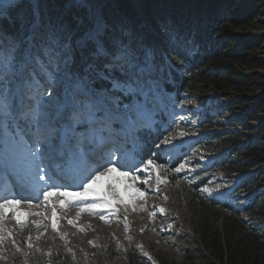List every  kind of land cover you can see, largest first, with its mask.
<instances>
[{"label":"rangeland","instance_id":"1","mask_svg":"<svg viewBox=\"0 0 264 264\" xmlns=\"http://www.w3.org/2000/svg\"><path fill=\"white\" fill-rule=\"evenodd\" d=\"M7 1L0 3V8L5 11L9 8ZM63 1L65 6H55L57 18H79L84 22L83 29L90 26L94 14H99L108 25L109 36L129 46L126 60L136 65L133 70L141 73V80L151 89V103L143 120L144 124L151 126L128 137L114 135L115 144L110 147H119L127 152L130 162L140 167H143L142 160L154 159L161 167L160 175L166 183H161L156 191L153 170L136 173L141 180H149L147 185L136 183L147 195L129 205L111 195L110 181L105 177L92 186L93 191L89 195L93 199L108 198L111 205L97 207L89 213L81 211L78 206L61 209L57 203L55 230L51 205L41 203L42 197L40 201L33 200L31 205L35 206L36 213L44 215L27 216L24 226L17 224L12 213H7L8 218L0 221V264H60L65 262L64 258H68L71 264H128L132 254H136L142 264H156L159 255L174 264H222L215 260L198 234L199 218L188 205L183 185L194 190L202 183L200 191L203 194L225 202L239 183L252 175L258 176L259 180L249 193L264 191V0H234L233 7H228V4L224 9L222 7L224 20L238 18L234 26L226 29L223 37L232 32L240 36L235 48L249 41L251 49L244 57L245 61L221 62V68L228 69L223 89L215 88L211 82H198L182 99L165 94L163 72L166 64L156 60L162 52H158L159 47L151 40L153 23L144 10L146 4H153L156 0ZM184 1L186 11L193 19L198 0ZM50 2L43 0L42 5L39 3V11L41 8L47 10ZM18 3L21 7L13 9L14 12H23L30 18L31 6L27 0H18ZM126 4L127 12L120 10L119 6ZM23 7H26L24 11ZM134 13L143 17L142 24L136 25L129 17ZM126 35L129 37L125 38ZM221 35L222 32L217 38ZM50 71L58 74L61 82L50 86L44 77L38 76L39 86L25 88V91H35L36 102L46 107L50 105L55 111L65 104V89L70 88V84L74 86L76 79L72 76L63 79L66 75L63 69ZM67 72H75L76 77L87 81L78 58H74ZM49 93H52L51 97ZM114 128L120 132L119 126L114 125ZM218 133L224 134L222 140L215 139ZM42 135L47 136V131ZM165 138L169 143H163ZM53 143L59 148V141ZM79 147L88 151L86 144ZM76 149L73 141L62 159L54 153L59 167L49 164L41 172L42 175L47 172L52 180L45 176V180L35 183L47 188L54 182L69 191H80L79 168L69 162L67 155L68 151ZM150 149L153 153L148 155ZM232 149H236V153L231 157L232 163L226 164ZM115 154L118 157L120 151ZM182 164L183 169L176 172L175 169ZM18 167L27 168L26 165ZM34 177L32 170L26 183L11 164L0 160V196L9 192H14L16 198L21 199L32 196L30 184ZM118 178L119 173H115L111 180L115 183ZM119 180L120 191L124 193L125 184L132 181ZM123 200H127L126 195ZM53 201L56 202V198ZM160 208L165 211L161 213ZM36 218H41L44 223L34 228ZM70 220L74 223L70 224ZM16 226H19L18 233H15ZM216 226L221 227L220 221Z\"/></svg>","mask_w":264,"mask_h":264},{"label":"snow or ice","instance_id":"2","mask_svg":"<svg viewBox=\"0 0 264 264\" xmlns=\"http://www.w3.org/2000/svg\"><path fill=\"white\" fill-rule=\"evenodd\" d=\"M27 3L31 6L30 18L23 12L14 15L12 11L0 8V160L11 164L26 183L34 170L35 177L30 184L34 194L26 199L16 198L14 192L0 196V221L7 213H12L17 224L24 226L27 216L44 215L22 208L24 203L31 205L33 200L40 201L42 197L41 203L52 207V227L55 230L57 203L61 209L78 206L81 211L89 213L97 207L111 205L108 198L93 199L89 195L92 186L105 177L109 178L111 195L129 205L147 195L136 183L147 185L149 180H141L136 173L153 170L157 182L155 190L158 191L159 185L166 181L154 159L142 160L143 167H140L130 162L127 152L110 147L115 144L114 135L128 137L151 126L143 123L151 103V89L141 80V73L133 70L136 65L126 60L130 51L127 43L109 36L108 25L99 14H94L90 26L82 29L84 22L79 18H43L39 0H27ZM8 7L18 9L21 4L18 0H8ZM5 21L9 24L19 21V31L9 33ZM169 36L174 39V31L169 30ZM74 58H78L87 81L76 77L75 72H67ZM50 69H63L66 71L63 79L69 76L76 79L74 86L70 84V88L65 89V104L55 111L50 105L46 107L37 103L35 91H25V88L39 86L38 76L44 77L50 86L61 82L62 78ZM48 95L51 97L52 93ZM114 125L119 126V133ZM44 131L47 136L42 135ZM54 141H59V148ZM73 141L77 149L68 151L67 155L69 162L79 168L80 191H69L54 182L47 188L35 183L45 180V176L52 180L47 172L41 174L43 168L49 164L58 168L59 163L53 154L62 159ZM163 143H169V139L165 138ZM81 144H86L88 151L80 148ZM116 151H120L118 157ZM24 165L26 169L18 167ZM183 167L182 164L175 171L180 172ZM115 173L125 181H132L125 184L124 193L120 191L119 178L115 183L111 180ZM125 195L126 201L123 200ZM60 197L64 199L60 200ZM159 211L163 213L165 209Z\"/></svg>","mask_w":264,"mask_h":264},{"label":"trees","instance_id":"3","mask_svg":"<svg viewBox=\"0 0 264 264\" xmlns=\"http://www.w3.org/2000/svg\"><path fill=\"white\" fill-rule=\"evenodd\" d=\"M50 1L47 10L41 8L40 14L43 18L55 19V6L63 7L65 4L63 0ZM42 2L43 0H39L40 5ZM226 4L231 8L234 0H198L193 19L186 11L184 0H156L155 3L144 6L153 23L154 33L151 40L159 47L158 52H162L156 60L166 64L163 72L166 95L182 99L195 84L204 81L211 82L217 89H223L228 69L221 68V62L245 61L244 57L251 49L250 42L245 41L242 47L235 48L240 36L231 32L223 37L226 29L234 26V21L238 19L236 16V19L229 17L224 20L222 7L224 9ZM119 8L127 12L128 4L120 5ZM22 9L24 11L26 7ZM8 11L15 15L13 9L8 8ZM129 17L133 18L136 25L143 23L141 15L134 13ZM66 19L73 18L67 16ZM157 21L160 22L159 25L156 24ZM4 23L9 33L15 34L19 31V21L15 24L7 21ZM142 30L144 32L145 28L142 27ZM169 30L174 31V39L170 38ZM220 32L222 35L218 39ZM181 36L183 38L180 40ZM205 119L209 120L207 116ZM223 135L218 133L215 139L222 140ZM151 149L148 155L153 153ZM235 151L236 149L231 150L226 164L232 163L231 157ZM257 180L258 176L252 175L244 178L225 202L213 200L203 194L200 191L202 183L194 190L186 184L183 185L188 205L199 218L198 234L215 260H220L222 264H264V191L249 193L254 189L253 185ZM244 192L248 193L242 196ZM219 221L220 228L216 226ZM64 260L60 264H71L68 258ZM128 264L142 263L136 254H132ZM156 264L174 263L159 255Z\"/></svg>","mask_w":264,"mask_h":264},{"label":"bare ground","instance_id":"4","mask_svg":"<svg viewBox=\"0 0 264 264\" xmlns=\"http://www.w3.org/2000/svg\"><path fill=\"white\" fill-rule=\"evenodd\" d=\"M35 206H33V205H29V204H23L22 205V208L24 209V210H30L31 212H35L36 213V209L34 208ZM60 207V206H59ZM7 216V215H6ZM6 218H8V217H6ZM32 222V221H31ZM42 223H44V221L41 219V218H36V219H34V221H33V226L32 227H34V228H36L37 227V225L39 224H42ZM18 230H19V226H16L15 227V233H18ZM19 240V239H18Z\"/></svg>","mask_w":264,"mask_h":264}]
</instances>
